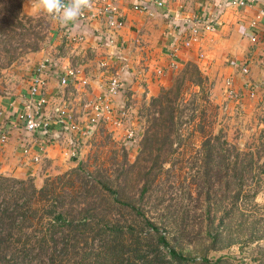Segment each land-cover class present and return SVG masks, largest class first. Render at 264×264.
Masks as SVG:
<instances>
[{"label":"crops","instance_id":"1","mask_svg":"<svg viewBox=\"0 0 264 264\" xmlns=\"http://www.w3.org/2000/svg\"><path fill=\"white\" fill-rule=\"evenodd\" d=\"M134 1L91 0L102 12H89L67 26L50 17L49 48L36 55L34 62L49 55L54 63L46 74L45 103L40 108L41 114L50 117L49 131L28 132L16 120L38 97L28 96L29 72L23 86L0 95V135L5 137L0 141L1 175L38 181L50 168L65 167L74 158H70L73 144L75 154L84 132L92 127L93 112L84 107L85 102L100 104L105 117L107 108L118 109L134 92L142 98L155 96L161 87L171 84L174 72L186 62L206 76L209 98L216 106L232 111L237 104L245 110L256 101L264 104V0H247L248 4L239 7L228 6L225 0H168L152 18L132 10ZM22 7L25 13L44 14L36 10L35 0H23ZM112 17L120 24L108 25ZM210 20L214 30H203ZM190 27L196 40L176 50L178 42L190 36ZM252 36L257 40L251 41ZM242 64L248 69L245 75L239 71ZM69 67H79L78 78L87 83L82 85L75 78L65 87L59 86L57 74ZM114 76L122 90L111 95L107 88ZM227 81L239 94L236 100L227 97ZM249 90L257 97H250ZM59 106L67 110L76 130H69L67 121L54 119Z\"/></svg>","mask_w":264,"mask_h":264},{"label":"trees","instance_id":"2","mask_svg":"<svg viewBox=\"0 0 264 264\" xmlns=\"http://www.w3.org/2000/svg\"><path fill=\"white\" fill-rule=\"evenodd\" d=\"M20 3L0 0L1 31L18 23ZM150 105L149 129H155L150 135L145 132L143 144L153 138L156 143L165 140L161 143L169 148L166 153L181 146L183 158L191 149L189 144L184 146L179 135L169 139L163 128L186 121L201 137L194 159L202 168L206 201L211 202L205 211L212 215L207 227L196 234L214 241L218 234H213L211 223L217 219L226 226L234 215L242 192L235 177L240 179L250 164L238 153L232 154L222 145L220 134L213 133L217 107L209 98L206 76L195 64L186 62L171 84L151 98ZM160 155L157 152L149 158L150 164L138 178L132 173L134 163L126 161L111 173L99 166L90 171L78 163L46 179L39 188L0 174V264H217L219 258L192 261L176 250L185 237L190 241L198 237L195 231L185 234L186 226L178 225L176 215L159 226L145 213L146 204L157 200L151 187L155 169H163ZM234 181L236 187L230 189ZM216 182H222L223 189H217ZM211 188L217 191L213 198L209 197ZM233 190L236 193L231 195Z\"/></svg>","mask_w":264,"mask_h":264},{"label":"rangeland","instance_id":"3","mask_svg":"<svg viewBox=\"0 0 264 264\" xmlns=\"http://www.w3.org/2000/svg\"><path fill=\"white\" fill-rule=\"evenodd\" d=\"M22 6L23 0L17 14L18 23L9 25L4 31L0 30V95H9L23 86L24 77L35 64V56H41L49 48L50 16L25 13ZM1 15L0 13V17ZM121 90L119 87L116 94ZM134 94L127 98V102L120 104L118 109L107 108L108 117L102 115L85 136L81 133L84 136L83 142H79L78 152L70 156L74 158L68 159L65 167L53 170L50 168L38 181L30 177L22 180L39 188L46 179L59 175L78 163L84 164L90 171L99 166L111 173L124 161L134 163L132 173L138 178L150 164L149 158L160 152L159 161L163 169H155L151 187V193L157 200L153 204H146L145 213L159 226H164L170 220V215L174 214L180 221L178 225L186 226L185 234L191 236L190 233L195 231L198 237L193 241L185 237L181 244L175 246L176 250L192 261H199L204 257L212 262L219 258L217 264H264V104L256 101L246 110L237 104L232 111L225 110L223 105L216 106L213 133H219L224 143L222 145L228 147L232 154L238 153L250 165L245 168L240 179L235 177L241 183L242 192L238 194L234 215L226 226L219 225L217 219L211 223L213 234H218L213 241L203 237L201 233L199 235L202 238L196 234V231L207 227L212 215L205 211L211 202L206 201L207 186L201 185L202 168L194 159L201 137L194 131L193 125L186 121L179 126L163 128L169 134V139L179 135L184 146L189 144L191 149H188L183 158L181 154L185 150L181 146L176 147L173 153H166L169 148L166 143H161L166 142L165 140H158L156 143L153 138L152 142L143 144L145 132L148 130L150 135L155 129H149L148 121L153 114V107L150 105L152 97L142 98L141 94ZM158 146L162 151L158 150ZM173 146L174 144L171 148ZM174 156L180 159L174 161ZM235 187L234 181L230 184V189ZM216 188L223 189V183L216 182ZM252 192L255 194L250 196ZM216 193L211 188L209 197L213 198ZM234 193L236 190L230 194Z\"/></svg>","mask_w":264,"mask_h":264},{"label":"built area","instance_id":"4","mask_svg":"<svg viewBox=\"0 0 264 264\" xmlns=\"http://www.w3.org/2000/svg\"><path fill=\"white\" fill-rule=\"evenodd\" d=\"M252 1V0H250ZM168 2V0H135L132 5L131 9L143 14L146 17L152 18L160 9H162L165 4ZM226 4L228 6H244L248 4L249 2L247 0H225ZM94 10V11H93ZM92 13L94 14H100L102 11L97 8L92 2L91 6L85 8L82 12L79 18H85L88 14ZM205 23V22H204ZM108 25H117L120 24L116 20L115 17H112L111 19L108 20L107 22ZM214 22L209 21L208 23H205L203 25V30H214ZM191 29V34L190 36L184 38L182 42H178V45L175 47L176 50H178L180 47H188L191 45L193 41L196 40V36H194L193 32L195 31L193 27H190ZM257 38L255 36L251 37V41H256ZM262 43H264V40H262ZM54 67V63L52 58L49 55H44L41 57L33 66V68L30 71L29 77H28V96L30 98L34 96H38L37 100L35 101H30L29 106L31 109L23 110L22 112H19L16 115V120L20 124V126L23 128L25 131H41L43 134L49 131V123H50V117H46L43 114H41L40 108L44 105L45 103V96H44V88H45V78L47 72H49L50 69ZM79 67H69L63 69L60 73L57 74V82L59 86L65 87L68 83L69 80L77 78L79 82L82 85H85L87 83V80L85 78H78L79 77ZM239 71L242 75H245L248 73L247 66L245 64H242L239 66ZM227 89H226V94L227 97L233 100H236L239 96L238 93L234 92L230 86H229V81L226 82ZM120 87V80L118 77H112L109 82H108V88L107 92L111 95L115 94ZM248 94L250 97H257L255 95V92L253 90H249ZM264 94V93H262ZM261 95V94H260ZM84 107L86 108H91L93 115L90 116L89 122L91 126H95L98 119L101 118L104 109L100 104H97L95 102L91 103L89 101L84 103ZM225 109V106H223ZM54 119L58 123H66V127L69 130H76L77 125L71 121L70 116L67 115V110L59 106L55 110L54 114ZM89 131L90 128L88 129ZM86 131L85 134H87L89 131ZM0 141H5L4 134L0 135ZM76 148V144H73L71 154H74V149ZM26 151V150H25Z\"/></svg>","mask_w":264,"mask_h":264},{"label":"clouds","instance_id":"5","mask_svg":"<svg viewBox=\"0 0 264 264\" xmlns=\"http://www.w3.org/2000/svg\"><path fill=\"white\" fill-rule=\"evenodd\" d=\"M91 6V0H35V8L57 20L62 26L75 22L81 12Z\"/></svg>","mask_w":264,"mask_h":264}]
</instances>
